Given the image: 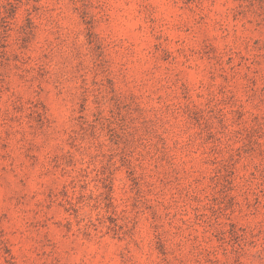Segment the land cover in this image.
<instances>
[{
	"label": "clouds",
	"instance_id": "obj_1",
	"mask_svg": "<svg viewBox=\"0 0 264 264\" xmlns=\"http://www.w3.org/2000/svg\"><path fill=\"white\" fill-rule=\"evenodd\" d=\"M0 20V264H264V0Z\"/></svg>",
	"mask_w": 264,
	"mask_h": 264
},
{
	"label": "rangeland",
	"instance_id": "obj_2",
	"mask_svg": "<svg viewBox=\"0 0 264 264\" xmlns=\"http://www.w3.org/2000/svg\"><path fill=\"white\" fill-rule=\"evenodd\" d=\"M14 12H15V9L13 8V9H11V10L8 12V15L11 16V15L14 14ZM3 25H4V21H3V20H0V26H3ZM22 32L24 33V35H28V34H29V33H28L27 26H26L24 29H22Z\"/></svg>",
	"mask_w": 264,
	"mask_h": 264
}]
</instances>
